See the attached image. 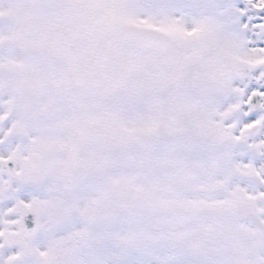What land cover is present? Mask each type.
Returning <instances> with one entry per match:
<instances>
[{
  "label": "snow or ice",
  "instance_id": "1",
  "mask_svg": "<svg viewBox=\"0 0 264 264\" xmlns=\"http://www.w3.org/2000/svg\"><path fill=\"white\" fill-rule=\"evenodd\" d=\"M264 264V0H0V264Z\"/></svg>",
  "mask_w": 264,
  "mask_h": 264
},
{
  "label": "rangeland",
  "instance_id": "2",
  "mask_svg": "<svg viewBox=\"0 0 264 264\" xmlns=\"http://www.w3.org/2000/svg\"><path fill=\"white\" fill-rule=\"evenodd\" d=\"M129 264H151V262L143 258H136L135 260L130 259Z\"/></svg>",
  "mask_w": 264,
  "mask_h": 264
}]
</instances>
